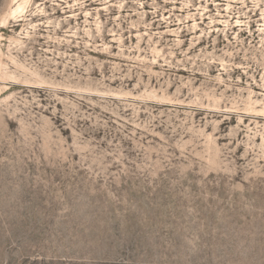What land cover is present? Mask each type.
<instances>
[{"label": "rangeland", "instance_id": "1", "mask_svg": "<svg viewBox=\"0 0 264 264\" xmlns=\"http://www.w3.org/2000/svg\"><path fill=\"white\" fill-rule=\"evenodd\" d=\"M0 69V264H264V0H0Z\"/></svg>", "mask_w": 264, "mask_h": 264}, {"label": "bare ground", "instance_id": "2", "mask_svg": "<svg viewBox=\"0 0 264 264\" xmlns=\"http://www.w3.org/2000/svg\"><path fill=\"white\" fill-rule=\"evenodd\" d=\"M17 7H16V9L14 10V12H18V11H22V9H23V7L25 6V5H23V3H19L18 5H16ZM24 10V9H23ZM1 70V69H0Z\"/></svg>", "mask_w": 264, "mask_h": 264}]
</instances>
